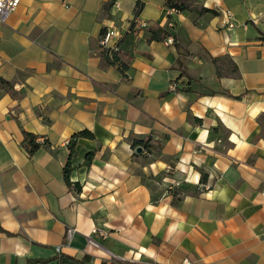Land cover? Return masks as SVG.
<instances>
[{"label":"crops","instance_id":"0c3cea01","mask_svg":"<svg viewBox=\"0 0 264 264\" xmlns=\"http://www.w3.org/2000/svg\"><path fill=\"white\" fill-rule=\"evenodd\" d=\"M0 80V264H264V0H21Z\"/></svg>","mask_w":264,"mask_h":264},{"label":"built area","instance_id":"2783aa9c","mask_svg":"<svg viewBox=\"0 0 264 264\" xmlns=\"http://www.w3.org/2000/svg\"><path fill=\"white\" fill-rule=\"evenodd\" d=\"M21 0H0V24L5 23V21L8 19V17L15 12V10L20 5ZM178 10L174 8H168L167 15L170 16L172 14H177ZM224 26L232 28L234 24L231 23V15L229 13H226L224 16ZM134 25H137L139 29L147 28L148 25L145 22H139L135 19ZM126 30H123L118 27H108L105 28L103 33H101L99 37V47L101 51L105 54L107 58L110 60H114V58L117 56L118 53V43L125 35ZM167 44H171L173 42V39L171 37H168L165 39ZM171 88L174 89V84L171 85ZM261 197L264 201V186L261 190ZM75 230H68L67 235L70 236ZM97 231L93 230V233L95 234ZM56 255H57V264L60 263V248H56ZM183 264H189L187 260L183 261Z\"/></svg>","mask_w":264,"mask_h":264},{"label":"trees","instance_id":"16d2710c","mask_svg":"<svg viewBox=\"0 0 264 264\" xmlns=\"http://www.w3.org/2000/svg\"><path fill=\"white\" fill-rule=\"evenodd\" d=\"M141 6H142V4L140 2L137 3L135 15H138L140 13ZM167 7L168 8H175L178 11L182 10V6L181 5H178V4L173 3L171 1L167 2ZM133 25L134 24L132 23V26ZM146 30H147V32L150 35L149 41H165V39L169 36V34L164 29L158 27L157 25H153V26L147 27ZM103 31L104 30H102L101 33H103ZM113 62L114 63H118L117 57L114 58ZM119 66H120L121 70L125 69V66L123 64H121L120 62H119ZM0 82L4 83L1 80H0ZM22 134H23V137H24V140L22 142V146L25 149V151L28 153V155L32 156L35 153V151L41 146V144L37 142V136H35L33 134H30V133H27L25 131H22ZM79 138L93 139V135L89 131L85 130V131H81L79 133L74 134L71 137L70 141H69V144H68L69 157H68V160H67V162H66V164L64 166V169H63L64 178H65V181H66L68 186H71V183L69 181V175H70V172H71L70 160L75 154L74 148H75L76 142H77V140ZM45 143L46 142H43L42 144H45ZM135 143L136 142H134V144ZM138 145H141V144H138ZM92 158H93V153H88L86 155L84 164L86 166H89V164L91 163ZM75 189L77 191L80 190V188H79V186L77 184L75 185ZM112 264H127V263H121V262H116L115 261Z\"/></svg>","mask_w":264,"mask_h":264},{"label":"water","instance_id":"95a60500","mask_svg":"<svg viewBox=\"0 0 264 264\" xmlns=\"http://www.w3.org/2000/svg\"><path fill=\"white\" fill-rule=\"evenodd\" d=\"M136 152H137V153H141V148H138V149L136 150Z\"/></svg>","mask_w":264,"mask_h":264}]
</instances>
